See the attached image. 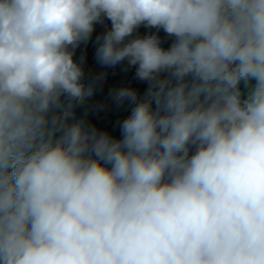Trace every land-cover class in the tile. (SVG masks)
<instances>
[{
	"label": "clouds",
	"instance_id": "9594fccd",
	"mask_svg": "<svg viewBox=\"0 0 264 264\" xmlns=\"http://www.w3.org/2000/svg\"><path fill=\"white\" fill-rule=\"evenodd\" d=\"M0 264H264V0H0Z\"/></svg>",
	"mask_w": 264,
	"mask_h": 264
},
{
	"label": "trees",
	"instance_id": "16d2710c",
	"mask_svg": "<svg viewBox=\"0 0 264 264\" xmlns=\"http://www.w3.org/2000/svg\"><path fill=\"white\" fill-rule=\"evenodd\" d=\"M110 27V21L105 20L104 25H96L95 32L93 33V41L95 40V36L100 34L105 30V27ZM154 32L155 29H147L144 27H141L137 34L140 36H143L149 32ZM159 36L161 37L163 44L162 46L167 49L171 44V39L167 38L163 30L159 32ZM92 47H94V44L92 42ZM132 87L139 91L140 94H143V92L147 88L146 82H141L135 78V69L130 68L128 71H125L122 73V76L118 79V87ZM108 100L110 102V113L106 115L103 110H100L99 112H93L91 111L87 117V120L96 126H98L101 129H107L111 132L112 135L119 137L120 132L119 128L115 126V123L117 120H122L123 118H126L127 115L130 112V108L125 105L124 107L117 108L116 105L111 101V98L109 97V94L105 92L103 86L101 85L99 87V90L96 92V100L97 101H103ZM84 109L83 108H77L76 109V119H80L83 116Z\"/></svg>",
	"mask_w": 264,
	"mask_h": 264
},
{
	"label": "built area",
	"instance_id": "2783aa9c",
	"mask_svg": "<svg viewBox=\"0 0 264 264\" xmlns=\"http://www.w3.org/2000/svg\"><path fill=\"white\" fill-rule=\"evenodd\" d=\"M124 65H120L119 67L116 68H100L97 71V74L101 73V72H106L107 76L106 78L101 81V85L103 86L105 92H107L109 94V91L111 89L114 88H118V79L122 76V73H124L125 71H123ZM85 80L91 76V74L94 73V70L91 69L90 67L85 68Z\"/></svg>",
	"mask_w": 264,
	"mask_h": 264
},
{
	"label": "rangeland",
	"instance_id": "374dc122",
	"mask_svg": "<svg viewBox=\"0 0 264 264\" xmlns=\"http://www.w3.org/2000/svg\"><path fill=\"white\" fill-rule=\"evenodd\" d=\"M92 42H93V37H92V40H90L87 45H81L80 48H78L77 51H76V58L77 59L81 55L85 56V60H86L85 67H90L88 62L90 60V62L92 63L91 57H92V55L94 56V54H95V48L92 47ZM98 68L100 69V68H103V67L98 65ZM89 79H91V78L88 77L86 79V81L89 80ZM95 104H97V102L95 101L94 97L90 101H88V105L89 106L95 105ZM102 104L105 105V107H104L105 110H108V108L110 107L109 103H102Z\"/></svg>",
	"mask_w": 264,
	"mask_h": 264
},
{
	"label": "crops",
	"instance_id": "0c3cea01",
	"mask_svg": "<svg viewBox=\"0 0 264 264\" xmlns=\"http://www.w3.org/2000/svg\"><path fill=\"white\" fill-rule=\"evenodd\" d=\"M87 56H88V55H87ZM91 60H92V63H91L90 60H89L88 64H89L90 68L94 70V73L91 74V76H89L90 78H92V77H94L95 75H97V71L99 70V68H98V64L96 63V61H95L93 55H92V57H91ZM119 66H120V65H118L117 67H119ZM85 68H87V67H85ZM94 98H95V101L97 102V104H102V103H109V104H110V102H109L107 99H106V100H103V101H97V100H96V94H95ZM110 107H111V105H110ZM110 107L108 108V110H105L104 108L102 109L106 115H108V114L110 113ZM90 112H91V111H90ZM90 112H89V113H90Z\"/></svg>",
	"mask_w": 264,
	"mask_h": 264
}]
</instances>
